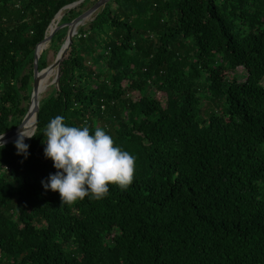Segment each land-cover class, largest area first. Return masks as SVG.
Returning a JSON list of instances; mask_svg holds the SVG:
<instances>
[{
  "label": "trees",
  "instance_id": "obj_1",
  "mask_svg": "<svg viewBox=\"0 0 264 264\" xmlns=\"http://www.w3.org/2000/svg\"><path fill=\"white\" fill-rule=\"evenodd\" d=\"M76 1L0 0V134L29 110L52 20L39 70L98 0ZM56 115L134 155L132 184L73 203L45 189ZM35 132L26 158L0 149V264H264V0H110L78 27Z\"/></svg>",
  "mask_w": 264,
  "mask_h": 264
},
{
  "label": "clouds",
  "instance_id": "obj_2",
  "mask_svg": "<svg viewBox=\"0 0 264 264\" xmlns=\"http://www.w3.org/2000/svg\"><path fill=\"white\" fill-rule=\"evenodd\" d=\"M65 117H52L44 131L42 143L46 158L57 170L41 183L45 189L58 190L62 203H73L86 196L102 199L109 194L110 184L127 189L134 180L136 157L114 142L104 128L94 132L88 126L69 125ZM0 134V149L6 145ZM36 136L28 122H22L13 141L17 153L26 158L29 144L25 138Z\"/></svg>",
  "mask_w": 264,
  "mask_h": 264
},
{
  "label": "water",
  "instance_id": "obj_3",
  "mask_svg": "<svg viewBox=\"0 0 264 264\" xmlns=\"http://www.w3.org/2000/svg\"><path fill=\"white\" fill-rule=\"evenodd\" d=\"M82 1L83 0L76 1V2H74L72 4L66 5L64 8H73L77 4L81 3ZM109 1L110 0H98L91 8H89L83 14H81L80 16H78L73 21H71L70 23L67 24L68 32H67V35H66L65 42L63 43L60 51L58 52L55 61L51 65H49L47 68H45L43 70H39V68H38V61H39L40 54H41L42 50L45 49L48 46V44H49V42H50V40L52 38L53 33L59 27H62L63 25L58 26V23H57L50 30V32L44 38V40L41 43L38 44V46H37V48L35 50V61H34V72H33V81L34 82H33V89H32L30 107H29V110H28L26 116L22 120V122H28L30 120V118L34 115L35 116L34 130H36L37 122H38V113H39V110H40V93H41V90H42V87H43L42 83H43V79L45 77V73L47 71H50V70H55V76H54V78L52 79V81L50 83L51 84H55L56 86H58L60 67H61L62 59H63L64 55L66 54L69 45L72 42L73 36H75L77 34L78 27L83 25L88 19L91 18V16L97 10H99L101 7H103ZM57 16L61 17V11L55 16V18ZM55 18L50 23L49 29L51 28L52 23L55 20ZM42 44H45V46L41 50V52H39L38 49H39V47ZM19 127H20V125H18L17 127L5 132L4 140L6 141V144L11 143V142H13L16 139ZM25 139H27V138H25Z\"/></svg>",
  "mask_w": 264,
  "mask_h": 264
},
{
  "label": "bare ground",
  "instance_id": "obj_4",
  "mask_svg": "<svg viewBox=\"0 0 264 264\" xmlns=\"http://www.w3.org/2000/svg\"><path fill=\"white\" fill-rule=\"evenodd\" d=\"M60 19V16H57L55 18V20L53 21L52 23V26L51 28L49 29V32L50 30L58 23ZM50 45V44H49ZM45 44H42L41 48L39 49V52H41V50L44 48ZM54 73V70H50V71H47L45 73V77L43 79V87H42V90H41V93H40V97L43 95V93L46 91V89L48 88L49 84H50V81H51V78H52V75ZM34 122H35V116L33 115L30 120L28 121V123L32 126V128L34 129Z\"/></svg>",
  "mask_w": 264,
  "mask_h": 264
},
{
  "label": "rangeland",
  "instance_id": "obj_5",
  "mask_svg": "<svg viewBox=\"0 0 264 264\" xmlns=\"http://www.w3.org/2000/svg\"><path fill=\"white\" fill-rule=\"evenodd\" d=\"M62 18V15H61V17H60V19ZM59 19V20H60ZM59 22V21H58ZM55 76V70H54V73H53V75H52V78ZM241 80L243 79V78H240ZM51 82V81H50ZM49 85H51V83L49 84Z\"/></svg>",
  "mask_w": 264,
  "mask_h": 264
}]
</instances>
